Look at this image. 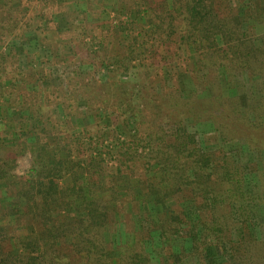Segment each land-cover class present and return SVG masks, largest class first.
I'll list each match as a JSON object with an SVG mask.
<instances>
[{"label":"trees","instance_id":"obj_1","mask_svg":"<svg viewBox=\"0 0 264 264\" xmlns=\"http://www.w3.org/2000/svg\"><path fill=\"white\" fill-rule=\"evenodd\" d=\"M34 1L0 0V47L7 48L0 51V130L9 135L7 142L0 139V209L10 204L14 210L6 224L0 223V264H78L73 258L81 254L85 262L79 264H149L141 239L115 250L104 241L109 214L93 195L114 192L104 183L105 156L112 149L110 157L116 155L112 162L120 175L133 177L140 169L148 173V159H154L157 169L172 179L175 192L187 191L185 201L198 216L193 211L185 214V234L193 254L203 244L210 257L216 246L213 240L219 241L218 235L227 230L233 207L246 223V204L255 199L245 191L246 175L235 160L237 154L204 150L195 134L187 131L183 116L209 118L216 137L224 142L236 139L250 151L264 150V100L242 116L237 98L223 102L217 96L209 104L195 101L196 97L184 99L176 74L170 88L161 77L158 88L149 80L158 72L161 76L163 67L175 59L184 69L185 58H177L176 53L188 49L201 56L193 64L195 69L189 70L196 78L198 66L210 59L217 60L210 63L211 69L244 71L250 78L263 75L264 40L256 46L252 26L242 24L263 23L264 0H235L234 6L230 0H115L113 29L130 42L121 45L126 52L111 53L112 59L101 52L110 50L108 40L115 48L113 32L102 35L77 24L63 0L38 1L46 9L56 5L54 12L60 11L54 15L62 20L45 21L39 28L37 20L27 17L26 7ZM84 1L90 6L93 0ZM34 28L52 29L51 34L64 38L69 50L62 52L56 48L58 43L49 42L56 49L44 47L46 56L41 60L40 45H33L26 36ZM108 60L114 63L103 67ZM87 62V70L82 69ZM56 65L66 66L69 72L54 86L48 80L53 75L50 68ZM128 66L154 68L145 69L143 82L135 84L120 76ZM216 105L227 111L229 125L213 115L211 108ZM88 118L106 122L74 139L72 132L67 135L78 120ZM119 120L121 126L109 127ZM163 125L171 126L170 132ZM25 152L30 165L25 176H19L14 173L16 159ZM256 173L262 193L258 202H262L264 179ZM148 184V189L154 188ZM115 194L111 198L121 201L120 212L125 200ZM72 199L80 201L85 216L79 212L73 219L68 217ZM160 222V234L169 240L163 226L167 221L160 218ZM257 245L264 248V240L252 248Z\"/></svg>","mask_w":264,"mask_h":264},{"label":"rangeland","instance_id":"obj_2","mask_svg":"<svg viewBox=\"0 0 264 264\" xmlns=\"http://www.w3.org/2000/svg\"><path fill=\"white\" fill-rule=\"evenodd\" d=\"M38 1L41 0H36L27 5L26 10L28 13L27 17L37 20L40 25L39 28H43L44 22H48V20L49 22L56 23L62 21L61 19H57L54 15L57 11H60L57 10L54 12L57 8L56 5L49 6L50 8L46 9L48 6L45 7V3L40 4ZM114 1L115 0H93L90 6L84 0L62 1L65 3L67 9H70L73 13V18L76 20L77 24L86 25L93 33H100L103 35L113 32L115 35V40L113 41L114 47L119 51H115L110 40H108L106 42V48L110 50L106 54L101 52L105 55L106 59L114 58L111 56V53L126 52L125 49H122V47L125 46L121 45H128L130 42L123 37L119 38L118 30L114 31L113 29V25L117 22L114 20L113 12H116L113 9L114 5H116ZM230 2L231 6H234L235 0H230ZM247 26H252L251 30L253 32L254 44L259 46L262 41L261 39L264 40V20L261 24L253 20L242 24L243 28H247ZM39 28H34L30 32L28 31L26 36L33 45L36 43L40 45L39 57L41 60H44L46 56L44 47L48 48L47 46H50L53 50L57 48V50L62 52H67L69 50V45L65 42L64 38L51 34L52 29L46 31ZM35 40L37 42H35ZM49 42L58 43L57 47H52L48 44ZM33 45L30 47L31 51L35 49ZM5 49L7 50L5 47H0V51H4ZM159 53H162V50H159ZM176 57L179 59L185 58V70L175 62V59L172 60L169 67H163L161 76L160 72L154 71V73L158 72V76L156 75L157 77L153 79L150 78V80H145H149V83H151L154 88H158V86L161 85V77L162 80L166 82L167 88H170L174 84L173 76L176 74L179 79L178 82L180 81L182 97L184 99L189 98L194 100L196 97L197 99H195V101H204L205 104H209V101H211V99H216L217 96L223 99V102H227V99L237 98L241 104V110H239V112L240 114L242 113V116L244 113L247 114L248 110L252 107L264 100V74L250 78L244 71L229 73L218 66L217 68L214 67L211 69L210 63L214 61L217 62V60L210 59L206 60L204 66H198L196 70L198 75L196 78L189 70L195 69L193 64H196L201 56L193 50L188 49L187 51L182 50L177 52ZM110 63L114 62L109 60L104 61L103 67H108ZM126 63L123 65H127ZM20 64L23 65V61H21ZM88 65V62L83 64L82 69L87 70L86 68H88ZM126 68H128V70L121 71L120 76L122 78L127 77L126 80L128 82L137 84V82H143L145 71L153 69L154 67L143 69L128 66ZM50 70L53 72V75L49 78L48 83L54 86H57L59 82L64 80L69 72V69L62 65H56L50 68ZM104 78L106 80V73L103 79ZM211 109L214 113L213 115H216L217 120L219 118L223 122V125H229L227 111H224L219 105ZM122 119L123 118L120 117V120ZM120 120L117 121L114 126L109 125V127L115 128L117 126L118 128L121 126ZM104 122H106L104 118L98 120L96 123L90 118L80 119L77 122L78 126L76 129L68 130L67 135L72 132V137L74 139L80 132L82 134L86 131L94 132L96 129L95 125L104 126ZM211 122L209 118H199L195 120L191 116H183V123L187 131L195 134L198 145L204 150L215 151L220 149L227 154H237L236 157L234 156L235 160L244 168L243 171L246 175L245 191L255 199L252 203L246 204L248 210H246V212H248L249 221L245 223L243 221L244 218L239 216L240 212L238 213L237 210L234 211L235 208L233 207V216L230 222H228L227 230H224L223 233L218 235L219 241L213 240L212 245L216 246L214 249L212 247L211 256L209 257L205 254L203 244L198 247L199 253L197 255L193 254L191 244L185 234V230L187 229L184 223L185 214L194 209L188 201H185L187 191L182 193L175 192L172 179L157 169L154 164V159H148V163L151 165V171L149 170L148 173L140 169V172L135 173L133 177L120 175L115 164H113V158H115L116 155L110 157L114 151L112 149L110 151L111 153L105 156L106 163L108 164V176L104 179V183L105 186L114 189L115 195L119 199L125 200L122 205L123 209L121 208V211L118 212L119 208L117 204H120L121 201L111 198L114 192L100 191L95 192L93 195V198L100 199L102 203L106 205V212L109 214L104 224L103 237L106 245L111 248V250L123 246L125 242H130L134 238H139L143 241V246L149 254V264H234L232 261H237L240 264H264V248L258 245L252 248L257 242L264 240V201L258 202L262 193L256 173V171L258 174L261 173L264 179V150L257 149L250 151L244 144L241 142L238 143L237 141L239 140L236 139L224 142L222 137H216ZM163 128L166 132H170L171 130V126L163 125ZM230 135H232L231 130ZM8 136L5 129L0 130V139L4 142L8 141ZM85 136L87 137V134ZM29 165L30 157L29 154L25 152L23 155L17 157L14 173L19 176H25ZM140 176L144 177V181L141 183L139 182L141 180ZM147 181L154 188L148 189L147 186L150 185ZM162 194H165L166 197L156 202ZM71 201L72 204L68 208V217L73 219L79 212L82 216H85L84 212L80 209V201L75 200L73 202V199ZM7 205L8 207L5 206V208L0 209L1 224H6L14 211L9 206L10 204ZM135 206H139L140 209L138 207L135 208ZM194 213L197 215V212ZM160 218H165L167 221V224H163V226H165V233L169 240H166V238L160 234L162 232ZM177 222H179L180 225H178ZM179 226L182 230H179V232L175 231V227L179 228ZM252 240L253 242H251ZM231 256H234L235 260H232ZM73 261L78 262V264L84 263L85 255L81 254L78 257H74Z\"/></svg>","mask_w":264,"mask_h":264}]
</instances>
